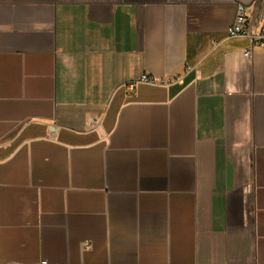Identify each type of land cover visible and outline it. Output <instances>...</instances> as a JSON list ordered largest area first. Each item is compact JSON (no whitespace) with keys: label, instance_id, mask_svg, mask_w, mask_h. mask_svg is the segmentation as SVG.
<instances>
[{"label":"crops","instance_id":"1","mask_svg":"<svg viewBox=\"0 0 264 264\" xmlns=\"http://www.w3.org/2000/svg\"><path fill=\"white\" fill-rule=\"evenodd\" d=\"M262 25L264 0H0V264H264Z\"/></svg>","mask_w":264,"mask_h":264},{"label":"built area","instance_id":"2","mask_svg":"<svg viewBox=\"0 0 264 264\" xmlns=\"http://www.w3.org/2000/svg\"><path fill=\"white\" fill-rule=\"evenodd\" d=\"M247 22H248L247 11L245 10L243 5L237 4L234 19L227 28V34L229 36L244 35L246 33L245 28ZM251 42L257 45L258 47L264 49V25H262L257 31V33L251 37ZM245 55L248 58L251 57V48L245 50ZM176 81H177L176 78L170 80H167L165 78L156 79L150 76L149 74L144 73L141 74L137 79L129 82L127 86L129 88H134L139 83L169 85ZM55 130H56V126L52 125L50 127V132L54 134Z\"/></svg>","mask_w":264,"mask_h":264}]
</instances>
